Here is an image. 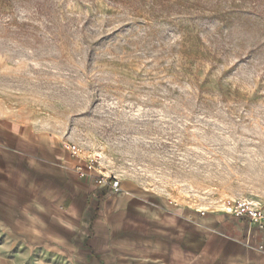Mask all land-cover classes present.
Returning <instances> with one entry per match:
<instances>
[{
    "label": "rangeland",
    "instance_id": "rangeland-1",
    "mask_svg": "<svg viewBox=\"0 0 264 264\" xmlns=\"http://www.w3.org/2000/svg\"><path fill=\"white\" fill-rule=\"evenodd\" d=\"M0 119L122 190L264 206V0H0Z\"/></svg>",
    "mask_w": 264,
    "mask_h": 264
},
{
    "label": "crops",
    "instance_id": "crops-1",
    "mask_svg": "<svg viewBox=\"0 0 264 264\" xmlns=\"http://www.w3.org/2000/svg\"><path fill=\"white\" fill-rule=\"evenodd\" d=\"M64 151L0 119V264H264L256 223L133 183L99 187Z\"/></svg>",
    "mask_w": 264,
    "mask_h": 264
},
{
    "label": "built area",
    "instance_id": "built-area-1",
    "mask_svg": "<svg viewBox=\"0 0 264 264\" xmlns=\"http://www.w3.org/2000/svg\"><path fill=\"white\" fill-rule=\"evenodd\" d=\"M67 150H69L72 157H79L82 153V149L79 145L68 144ZM89 164L93 168L94 159L89 160ZM89 177L93 179L97 186L102 188H109L114 191L120 190V182L116 178L112 177H100L93 175L91 172ZM222 211L236 218H243L251 223H256L259 229L264 228V206H260L254 201L249 200H236L233 202H224L222 204ZM204 212H201L203 215Z\"/></svg>",
    "mask_w": 264,
    "mask_h": 264
},
{
    "label": "bare ground",
    "instance_id": "bare-ground-1",
    "mask_svg": "<svg viewBox=\"0 0 264 264\" xmlns=\"http://www.w3.org/2000/svg\"><path fill=\"white\" fill-rule=\"evenodd\" d=\"M67 150V149H66ZM90 170H91V168L87 165V173H85L84 172V170L81 172V174L83 175V176H85V175H89L90 174ZM120 190H121V187H120Z\"/></svg>",
    "mask_w": 264,
    "mask_h": 264
},
{
    "label": "trees",
    "instance_id": "trees-1",
    "mask_svg": "<svg viewBox=\"0 0 264 264\" xmlns=\"http://www.w3.org/2000/svg\"><path fill=\"white\" fill-rule=\"evenodd\" d=\"M105 193H106V191H103L101 196H104V195H105Z\"/></svg>",
    "mask_w": 264,
    "mask_h": 264
}]
</instances>
